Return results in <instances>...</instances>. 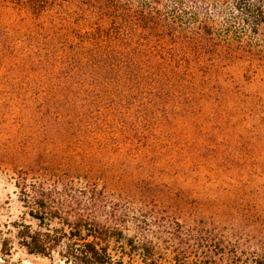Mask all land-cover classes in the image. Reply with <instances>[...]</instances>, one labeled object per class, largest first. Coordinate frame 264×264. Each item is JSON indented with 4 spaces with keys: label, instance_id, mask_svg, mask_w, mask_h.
Returning a JSON list of instances; mask_svg holds the SVG:
<instances>
[{
    "label": "trees",
    "instance_id": "16d2710c",
    "mask_svg": "<svg viewBox=\"0 0 264 264\" xmlns=\"http://www.w3.org/2000/svg\"><path fill=\"white\" fill-rule=\"evenodd\" d=\"M260 72L264 0H0V167L25 210L0 257L264 264V219L152 184L264 113Z\"/></svg>",
    "mask_w": 264,
    "mask_h": 264
},
{
    "label": "rangeland",
    "instance_id": "374dc122",
    "mask_svg": "<svg viewBox=\"0 0 264 264\" xmlns=\"http://www.w3.org/2000/svg\"><path fill=\"white\" fill-rule=\"evenodd\" d=\"M257 77L245 85L246 92L264 96V72H260ZM240 115L241 118L236 122L225 123L224 128L229 129V132L217 149V154H202L200 160L204 164V171L198 172L194 168L183 174L178 170L183 162L180 155L171 158L165 154L159 158L162 163L156 167L152 184L163 193L180 190L190 193L193 199L208 197L212 201L216 200V203L250 212L252 220L264 219V113L247 111ZM209 156L218 159L214 157L216 161L209 163ZM167 166L171 168L167 169ZM209 204L216 205L212 202ZM24 212L15 188L13 169L9 165H3L0 167V238L1 233L5 237L9 236L7 230L11 228L8 226L21 221ZM0 264L64 263L57 257L51 261L28 256L17 248L11 256L0 257ZM124 264L142 262L140 259L129 261L126 258ZM163 264L173 263L167 257Z\"/></svg>",
    "mask_w": 264,
    "mask_h": 264
}]
</instances>
